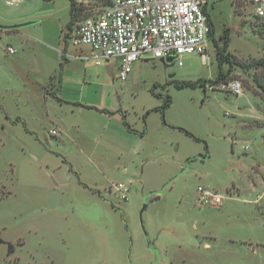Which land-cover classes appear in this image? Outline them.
Masks as SVG:
<instances>
[{"label":"rangeland","instance_id":"rangeland-1","mask_svg":"<svg viewBox=\"0 0 264 264\" xmlns=\"http://www.w3.org/2000/svg\"><path fill=\"white\" fill-rule=\"evenodd\" d=\"M42 2L0 0L1 25L31 21L0 28V264H264V25L247 0L209 5L204 60H136L124 80L63 42L69 0ZM64 44L88 57L59 66ZM217 46L225 78L176 87L213 78Z\"/></svg>","mask_w":264,"mask_h":264},{"label":"built area","instance_id":"built-area-1","mask_svg":"<svg viewBox=\"0 0 264 264\" xmlns=\"http://www.w3.org/2000/svg\"><path fill=\"white\" fill-rule=\"evenodd\" d=\"M214 0H70L74 12H87L73 22L63 42L89 50L95 63L113 59L117 78L124 80L136 60L147 58L178 59L185 53H197L202 60L207 55L211 20L208 7ZM253 16L264 25V0H247ZM13 53L14 49L7 46ZM66 52V51H65ZM65 52L60 56L65 57ZM172 59V60H173ZM234 94L241 93L238 80L220 83ZM56 135L57 130H49ZM118 199H126L127 187L114 185ZM197 203L219 207L221 194L198 185Z\"/></svg>","mask_w":264,"mask_h":264},{"label":"trees","instance_id":"trees-1","mask_svg":"<svg viewBox=\"0 0 264 264\" xmlns=\"http://www.w3.org/2000/svg\"><path fill=\"white\" fill-rule=\"evenodd\" d=\"M77 14H78L77 12L73 11L72 3L69 0V21L67 24V28L70 27V25L73 23ZM64 36H65V34L63 35V38H64ZM209 36H211V30L209 32ZM219 39L222 41L224 46L227 45V31H226V29H223L222 32L219 34ZM215 50H216L215 51V58H216V64H217V72L213 78H209V79H200L199 78L193 82L184 81V82H181L179 84H176V87H178V88H181L183 86L196 87L197 85L204 86L206 83L209 85H213V84L221 82L225 78V76L228 74V72L231 70L232 62L230 59H228L227 55L223 53L222 48L217 46L215 48ZM65 51H66V45L64 44L62 52H65ZM63 62H66V57H64V56L61 57V62H59V66H61V64ZM224 62L227 63V69L225 71L223 70V67H222V64ZM257 84L260 87V89L262 91H264L263 82L261 80H259L257 82ZM168 104H169V98L166 97L162 103V107H166ZM185 133L189 134L187 131H185ZM0 241H2L1 238H0ZM12 250H13V246L11 244H7V252H11Z\"/></svg>","mask_w":264,"mask_h":264},{"label":"crops","instance_id":"crops-1","mask_svg":"<svg viewBox=\"0 0 264 264\" xmlns=\"http://www.w3.org/2000/svg\"><path fill=\"white\" fill-rule=\"evenodd\" d=\"M16 1H19V0H5V3L7 4V5H11V4H13V2H16ZM43 1H48V0H43ZM8 21V20H7ZM13 48V47H12ZM14 49V48H13ZM14 51H15V49H14ZM58 53H61V51H58ZM85 56H87L88 57V55L87 54H82V53H79V52H77V53H75V51H71V50H69V49H67L66 50V52H65V57H66V62L68 63L67 65H69V63H71L72 62V60H84L85 58ZM60 56H58V58H59ZM65 62V63H66ZM99 64V63H98ZM52 77H54V76H52ZM121 182V181H120ZM121 183H123L126 187H127V194L129 193V190H130V188H129V185H128V183H125V182H121ZM127 194H126V196H127ZM119 200H121V199H119Z\"/></svg>","mask_w":264,"mask_h":264},{"label":"water","instance_id":"water-1","mask_svg":"<svg viewBox=\"0 0 264 264\" xmlns=\"http://www.w3.org/2000/svg\"><path fill=\"white\" fill-rule=\"evenodd\" d=\"M49 7H51V4L49 2L43 1L40 6V9H46ZM30 22L31 21L17 22V23L5 24V25L0 24V28H4V29L16 28V27L25 25ZM172 59H173V56H168L165 58L166 61H171Z\"/></svg>","mask_w":264,"mask_h":264}]
</instances>
